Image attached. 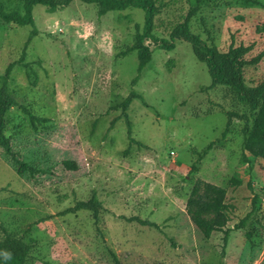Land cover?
<instances>
[{
	"label": "rangeland",
	"instance_id": "rangeland-1",
	"mask_svg": "<svg viewBox=\"0 0 264 264\" xmlns=\"http://www.w3.org/2000/svg\"><path fill=\"white\" fill-rule=\"evenodd\" d=\"M253 1L162 0L159 17L196 8L194 32L221 50L231 42L253 43L254 54L264 48V0ZM32 13L38 33L23 59L30 69H11L8 90L17 105L5 134L39 171L18 175L0 149V224L34 245L25 264H264V161L242 149L240 116L251 117L247 105L228 86L210 87L206 65L180 40L171 49L147 40L151 59L131 85L136 52L120 53L142 28L139 8L98 15L94 4L71 0L61 8L36 4ZM30 29L0 20V74L19 58ZM154 35L168 39L160 27ZM244 79H264V57L244 70ZM131 89L144 101L133 98L125 117L117 104ZM21 105L49 120L31 125ZM129 134L143 145L130 143ZM197 178L225 189L229 227L255 198L249 224L231 231L223 249L222 233L203 237L185 211ZM92 193L102 205L96 217L88 210L59 214ZM135 215L160 228L125 219Z\"/></svg>",
	"mask_w": 264,
	"mask_h": 264
},
{
	"label": "trees",
	"instance_id": "trees-1",
	"mask_svg": "<svg viewBox=\"0 0 264 264\" xmlns=\"http://www.w3.org/2000/svg\"><path fill=\"white\" fill-rule=\"evenodd\" d=\"M71 0H17L16 8L8 9L4 0H0V20L4 22H12L17 25H31L30 32L23 43L20 56L16 61L9 62L3 72L0 74V149L4 155L12 162L18 175H33L39 170L32 164L22 160L17 151L12 147L9 136L5 134L6 125L8 123V112L12 106L17 105L16 100L8 90V79L11 69L15 64L30 69L28 62H23L25 57V49L31 38L38 33L33 21V6L41 4L50 8L65 7ZM83 3L94 4L98 15H103L108 11L124 10L129 7L139 8L143 11V24L140 31L134 34L133 42L120 54L125 55L130 51H135L137 55L136 73L131 79V85H134L140 75L141 70L151 59V51L147 40L158 44L164 49H171L173 41L180 40L187 42L192 50L195 58L203 62L210 76L211 82L209 86L223 85L228 86L238 97L244 102L251 111V117L243 115V126L241 129L242 149L253 157H258L264 161V79L251 81L250 84L245 83L244 70L248 67L257 66L264 57V48L250 54L253 49V43L244 44L242 42L234 44L229 43L225 50L219 49L212 38H202L199 33L194 32L190 27V19L194 15L196 8H190L185 14H180L176 18L163 19L159 15L164 7L162 0H80ZM202 0H196L200 2ZM251 1V0H249ZM253 1V0H252ZM255 2V1H253ZM160 27L168 36L157 37L154 30ZM264 30V26L259 27ZM36 82L34 76L33 83ZM133 98H138L142 102V94L131 89L125 98L117 104L121 109V114L126 117V108ZM22 111L27 115L31 125L36 126L38 123L46 122L48 117L35 115L29 108L24 105L20 106ZM232 112H227V120L222 135L228 130L230 117ZM112 123L110 124V127ZM128 133L130 127L127 126ZM129 142L138 146L143 144L132 138L129 134ZM212 141L198 153L197 157L201 158L211 147ZM243 161H248L245 153L242 154ZM63 165L69 169H75V163L70 160H63ZM191 169L195 170L194 164ZM236 180H234L235 182ZM225 189L214 183L195 179L191 186L185 202V211L192 223L198 228L203 237L208 238L214 232L222 233V249L226 246L229 234L233 230L246 227L254 213L257 205L255 198L252 199L250 210L241 217L232 227L227 224L230 220L228 215L229 205L225 202ZM102 208L100 200L94 193L88 198L77 200L72 206L66 207L59 214L74 213L79 210H88L94 217L98 215ZM127 221H135L140 225H146L154 228H160L159 224L137 215L125 218ZM28 224L23 232L28 230ZM2 237L0 238V264H25L26 259L34 246L24 241L22 235L15 232H8L0 224ZM245 236L249 239L251 233L249 230L245 232ZM171 244L173 242L169 238Z\"/></svg>",
	"mask_w": 264,
	"mask_h": 264
},
{
	"label": "built area",
	"instance_id": "built-area-1",
	"mask_svg": "<svg viewBox=\"0 0 264 264\" xmlns=\"http://www.w3.org/2000/svg\"><path fill=\"white\" fill-rule=\"evenodd\" d=\"M171 154H173V152H170Z\"/></svg>",
	"mask_w": 264,
	"mask_h": 264
}]
</instances>
